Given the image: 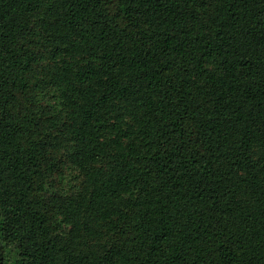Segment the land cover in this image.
<instances>
[{
	"label": "trees",
	"instance_id": "obj_1",
	"mask_svg": "<svg viewBox=\"0 0 264 264\" xmlns=\"http://www.w3.org/2000/svg\"><path fill=\"white\" fill-rule=\"evenodd\" d=\"M0 264H264V0H0Z\"/></svg>",
	"mask_w": 264,
	"mask_h": 264
},
{
	"label": "rangeland",
	"instance_id": "obj_2",
	"mask_svg": "<svg viewBox=\"0 0 264 264\" xmlns=\"http://www.w3.org/2000/svg\"><path fill=\"white\" fill-rule=\"evenodd\" d=\"M76 176H77V172L71 168H68L62 184L65 191H69L72 188V186L75 185V183L77 182Z\"/></svg>",
	"mask_w": 264,
	"mask_h": 264
}]
</instances>
